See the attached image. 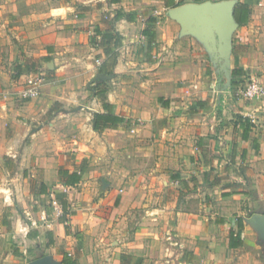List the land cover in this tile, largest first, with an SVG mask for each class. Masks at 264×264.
Wrapping results in <instances>:
<instances>
[{"label": "crops", "instance_id": "obj_1", "mask_svg": "<svg viewBox=\"0 0 264 264\" xmlns=\"http://www.w3.org/2000/svg\"><path fill=\"white\" fill-rule=\"evenodd\" d=\"M259 2L79 0L39 52L0 5V264H264Z\"/></svg>", "mask_w": 264, "mask_h": 264}, {"label": "rangeland", "instance_id": "obj_2", "mask_svg": "<svg viewBox=\"0 0 264 264\" xmlns=\"http://www.w3.org/2000/svg\"><path fill=\"white\" fill-rule=\"evenodd\" d=\"M79 0H0V5H6V13L11 19L17 21L27 38V44L23 39L18 41L21 50L25 45L32 51H41L51 42L50 35L59 31V27L66 10L77 5ZM9 5V7H8ZM9 8V9H8ZM259 36H264V28L259 30ZM242 78V80H246ZM31 99V98H30ZM57 108L47 113L46 116L51 118L55 115Z\"/></svg>", "mask_w": 264, "mask_h": 264}, {"label": "built area", "instance_id": "obj_3", "mask_svg": "<svg viewBox=\"0 0 264 264\" xmlns=\"http://www.w3.org/2000/svg\"><path fill=\"white\" fill-rule=\"evenodd\" d=\"M259 3L260 5H264V0H260ZM39 81L40 79L38 78L29 80V86L23 92L24 98H34L40 96L41 91ZM228 90L230 91L232 97L264 100V85L254 78L242 80L235 87H231Z\"/></svg>", "mask_w": 264, "mask_h": 264}, {"label": "water", "instance_id": "obj_4", "mask_svg": "<svg viewBox=\"0 0 264 264\" xmlns=\"http://www.w3.org/2000/svg\"><path fill=\"white\" fill-rule=\"evenodd\" d=\"M199 24L203 26H213L214 29L218 32V34L221 36L225 25H227V21L221 17L220 11H217L212 15L211 20L203 18L199 21Z\"/></svg>", "mask_w": 264, "mask_h": 264}, {"label": "trees", "instance_id": "obj_5", "mask_svg": "<svg viewBox=\"0 0 264 264\" xmlns=\"http://www.w3.org/2000/svg\"><path fill=\"white\" fill-rule=\"evenodd\" d=\"M237 8H242L243 10H247V5L246 4H239L237 6ZM242 81V78H240L236 84L234 85V87L240 82ZM95 118L97 119L96 122H95V128H98L97 126V121L98 120H115V119H118L115 115L113 114H104V113H97ZM62 264H76L75 261L73 260H70L68 256H65L64 260H63V263Z\"/></svg>", "mask_w": 264, "mask_h": 264}]
</instances>
